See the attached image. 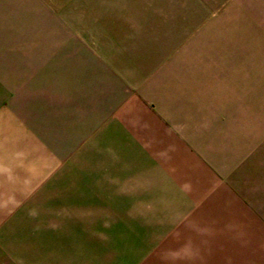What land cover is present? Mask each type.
I'll return each instance as SVG.
<instances>
[{
    "label": "crops",
    "instance_id": "obj_1",
    "mask_svg": "<svg viewBox=\"0 0 264 264\" xmlns=\"http://www.w3.org/2000/svg\"><path fill=\"white\" fill-rule=\"evenodd\" d=\"M62 3L76 5L75 13L60 19L77 22L66 30L76 48L66 41L57 50L50 41L22 45L21 37H35L36 29H21V0H0V214L13 213L17 229L22 213L36 211L22 206V199L47 196L40 192L44 182L62 170L69 149L81 147L86 115L100 117L99 124L111 118L125 132H145L138 141L147 145L137 148L152 146L165 133L177 140L176 0ZM203 5L209 13L195 19L208 21L213 10L236 7L237 53L245 52L249 35L253 51L264 53V0ZM253 67L264 68V61ZM228 101L237 104L208 103L201 113L182 115L196 117L189 120L199 128L190 143L196 144L194 158L203 159L197 166L204 194L176 224L189 230L176 237V264H264V92ZM38 157L45 159V177L28 167L30 158L38 165Z\"/></svg>",
    "mask_w": 264,
    "mask_h": 264
},
{
    "label": "rangeland",
    "instance_id": "obj_2",
    "mask_svg": "<svg viewBox=\"0 0 264 264\" xmlns=\"http://www.w3.org/2000/svg\"><path fill=\"white\" fill-rule=\"evenodd\" d=\"M75 11L76 5L62 0H21V29H36L35 37H21L22 45L50 41L61 50L67 41L76 48L66 30L77 22L60 20L62 13ZM206 12L203 0H176L177 140L165 133L152 146L137 148L147 145L138 141L145 132H125L111 125V118L99 124L100 117L86 115L81 147L69 149L62 170L44 182L48 186L40 192L47 196L22 199V206L36 210L21 214L22 228L13 227V213L0 214V222L5 221L0 264H176V237L189 235L176 224L204 194L197 166L203 159L194 158L196 144L190 143L199 128L189 120L196 117L182 115L201 113L208 103L232 107L237 102L228 98L264 92L258 84L264 68L253 67L264 61V53L253 51L251 35L245 38V52L236 51V7L213 10L214 19L208 21L195 19ZM117 29L116 24L119 35ZM44 160L38 157L33 165L30 158L31 172L35 168L38 176H47Z\"/></svg>",
    "mask_w": 264,
    "mask_h": 264
}]
</instances>
